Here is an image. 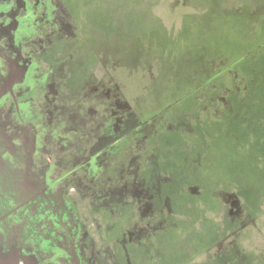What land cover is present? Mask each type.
<instances>
[{
    "label": "rangeland",
    "instance_id": "1",
    "mask_svg": "<svg viewBox=\"0 0 264 264\" xmlns=\"http://www.w3.org/2000/svg\"><path fill=\"white\" fill-rule=\"evenodd\" d=\"M215 17L263 32L264 0H0V216L16 209L0 220L6 264L264 257V191L252 219L194 258L174 251L185 230L161 196L170 167L199 164L189 154L178 169L174 159L197 153L216 170L207 154L220 145L253 166L246 182L257 189L250 153L264 155V143L244 148L242 132L264 113V81L241 67L264 63V38L235 59L226 55L239 34H223L225 55L173 49L187 27ZM246 190L221 193L224 211H243ZM158 245L171 250L161 262Z\"/></svg>",
    "mask_w": 264,
    "mask_h": 264
},
{
    "label": "crops",
    "instance_id": "2",
    "mask_svg": "<svg viewBox=\"0 0 264 264\" xmlns=\"http://www.w3.org/2000/svg\"><path fill=\"white\" fill-rule=\"evenodd\" d=\"M235 56L236 55L228 59H235ZM213 152L214 153H208L207 156L211 154L216 155V157L225 155V153H221V150ZM193 161H195V163L198 161L199 164L194 166V163L191 164L190 162L189 165H187L188 169H181L182 172H184L182 178L180 177L181 170H179V173L172 172L170 167L168 172L172 176V180L160 187L162 198L167 199L171 204L172 218H180V223L182 222L181 225L184 228L182 229L185 230L182 234H176L177 236L181 234L178 239L183 245L177 242L176 246H174V251L184 252L185 254H187V252H193L194 255L192 258H194L196 252L205 253L207 250L215 247L216 242L223 237L220 240L222 241L230 234L229 232L232 231V226L236 229L237 226L239 227L240 221L252 219L256 213V205L259 203L257 201L255 205L256 199L250 196L253 191L250 190L247 182H230L221 177L214 179L209 172L210 168L212 170V167L208 164L207 158L202 155H197ZM196 167L199 168L194 170ZM192 186H197L198 192H189L188 189ZM233 187H237L240 192L241 189H243V191L247 189L245 193L248 192L249 194L244 196L242 193L240 195L239 192V196L245 198L246 204L245 207H242L241 200L239 201L243 211L239 210L240 213L238 214H233L232 211H224V202L221 201V193ZM166 243L167 241L164 242V244ZM153 250L157 252H162L163 250L171 251L166 245H158V247H153ZM232 264H264V257L244 255L240 250L239 256L232 260Z\"/></svg>",
    "mask_w": 264,
    "mask_h": 264
},
{
    "label": "trees",
    "instance_id": "3",
    "mask_svg": "<svg viewBox=\"0 0 264 264\" xmlns=\"http://www.w3.org/2000/svg\"><path fill=\"white\" fill-rule=\"evenodd\" d=\"M234 20V21H232ZM245 23L240 22L238 19H234L232 17H215L208 20V22L205 24H196L194 27H187L184 30L183 36L178 38L176 41V44L173 46V49L175 50H181L183 47L190 48L195 51L196 46H204L206 51L208 52H216L217 54L225 55L224 50H220V47L218 49L216 48L217 45L225 43L223 34L226 37L229 36H235L236 38H241V44L237 45L236 47H233L232 50L228 51L226 58H230L234 55L237 57L238 53L240 51H244L245 49L248 50V48L253 43H258L264 38V31H258L255 29L254 31H250L249 28L244 26ZM250 32L252 35H250ZM239 34V35H238ZM215 35V36H214ZM251 39H255L252 41ZM172 49V51H173ZM157 50V49H156ZM158 50H160V47H158ZM214 52V53H215ZM241 70L243 72V76L249 77L250 80L257 79L259 81V77L264 81V63L260 64L259 66L255 68H245L241 67ZM255 78V79H254ZM211 123L209 121L205 122L203 124V128L206 130L209 129L208 125ZM210 133V132H208ZM245 136H248L247 140L250 139V141H247L248 143H245L243 141L242 145H244V148L247 146L253 145H259L264 143V113L257 114L255 116L254 122L252 121H246L244 122V130L243 132ZM241 133V134H242ZM211 134V133H210ZM241 139V138H240ZM212 144V142H211ZM173 145H176V143L173 142ZM220 145V144H219ZM221 150V153L223 152V148L220 145V148L218 149H210V153H214L213 151ZM233 150L232 154H225V155H219V157L214 155L217 164H220V166H217L218 168H215L216 170H209L210 174L212 175V178H225L226 181H244L250 177L254 169L253 166L245 163L242 161V155L241 153L237 152L236 149L231 148ZM190 154L192 159H195L197 157V153H184L180 154L179 158L174 159V166H176L178 169V166H182V157ZM253 154L254 163L257 166V170L260 171L259 178L257 180V189L256 185L252 184L251 182L248 183V187L252 192L251 195H253L252 198L259 195V193L264 191V178H260L264 175V168L262 164H264V155L262 153H250V155ZM212 160V159H211ZM211 162V161H210ZM213 163L210 164V166ZM181 168V167H180ZM177 169V170H178ZM182 169V168H181ZM247 178V179H246ZM224 179V180H225ZM244 196L248 195V192H243L242 195Z\"/></svg>",
    "mask_w": 264,
    "mask_h": 264
},
{
    "label": "flooded vegetation",
    "instance_id": "4",
    "mask_svg": "<svg viewBox=\"0 0 264 264\" xmlns=\"http://www.w3.org/2000/svg\"><path fill=\"white\" fill-rule=\"evenodd\" d=\"M15 210H16V209L9 211V212L6 213L5 215H1V216H0V220H4V218H6V217H10L13 213H15ZM0 213H1V208H0ZM13 250H14V249H11V250H10V253L12 252V255H14ZM162 252H169V251H165V250H163ZM162 252H161V253L159 252V259H158L159 262L162 261V260L160 259V258H161V254H162ZM206 252H207V251H206ZM0 253H1V251H0ZM166 257H167V256H166ZM167 258H168L169 260L171 259V257H170V258L167 257ZM0 264H6L5 261H4V259L0 258Z\"/></svg>",
    "mask_w": 264,
    "mask_h": 264
}]
</instances>
